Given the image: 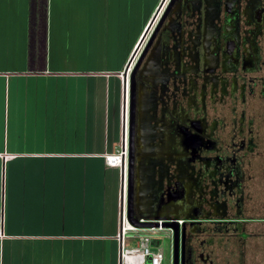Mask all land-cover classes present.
Segmentation results:
<instances>
[{
	"label": "crops",
	"instance_id": "obj_1",
	"mask_svg": "<svg viewBox=\"0 0 264 264\" xmlns=\"http://www.w3.org/2000/svg\"><path fill=\"white\" fill-rule=\"evenodd\" d=\"M185 1L0 0V264H119L125 168L105 154L135 49Z\"/></svg>",
	"mask_w": 264,
	"mask_h": 264
},
{
	"label": "flooded vegetation",
	"instance_id": "obj_2",
	"mask_svg": "<svg viewBox=\"0 0 264 264\" xmlns=\"http://www.w3.org/2000/svg\"><path fill=\"white\" fill-rule=\"evenodd\" d=\"M175 13L134 68L135 214L178 223L179 264H246L264 237V0Z\"/></svg>",
	"mask_w": 264,
	"mask_h": 264
},
{
	"label": "built area",
	"instance_id": "obj_3",
	"mask_svg": "<svg viewBox=\"0 0 264 264\" xmlns=\"http://www.w3.org/2000/svg\"><path fill=\"white\" fill-rule=\"evenodd\" d=\"M133 60L131 61L128 71L129 76L131 75L137 60H135V55L133 54ZM124 109L125 111V139L124 145L122 148H119L113 153L105 154L106 162L109 166L112 167H125V182H124V191H123V205H122V223L121 230L118 234V242L120 245L119 251V264H163L164 254L160 250H155L152 245L154 239L150 235H143L139 237L138 242L135 246L128 247L125 245V237L128 231L134 230H161L163 227L159 228H147V229H138L134 226L130 228V223L127 219V190H128V157H129V111H130V84L126 86V90L124 91ZM124 115V114H123ZM171 221H175L174 219H170ZM162 222V221H161ZM179 223H182V220H179ZM171 232L172 237L174 236V231L172 229H168ZM3 234L0 232V237Z\"/></svg>",
	"mask_w": 264,
	"mask_h": 264
},
{
	"label": "water",
	"instance_id": "obj_4",
	"mask_svg": "<svg viewBox=\"0 0 264 264\" xmlns=\"http://www.w3.org/2000/svg\"><path fill=\"white\" fill-rule=\"evenodd\" d=\"M136 68V67H135ZM137 69V68H136ZM136 81L135 70L130 75V111H129V157H128V190H127V219L129 223L138 229L159 228L172 229L174 231V264H179V240L180 228L177 222L169 217L156 215L152 218L137 217L135 214L134 183H135V110H136ZM125 168V167H124ZM125 179V169L123 180ZM125 181V180H124ZM162 221V222H161Z\"/></svg>",
	"mask_w": 264,
	"mask_h": 264
},
{
	"label": "rangeland",
	"instance_id": "obj_5",
	"mask_svg": "<svg viewBox=\"0 0 264 264\" xmlns=\"http://www.w3.org/2000/svg\"><path fill=\"white\" fill-rule=\"evenodd\" d=\"M148 40H145L141 43L140 47L135 49V60L138 61L141 53L143 52V46L146 45ZM250 232H260L261 229L258 228L256 223H252L249 227ZM143 235H150L153 239L157 240L156 245H152L155 250H160L164 254L163 264H173V255H172V235L168 229L161 230H134L128 231L126 233V246L131 247L136 244V241L139 237ZM263 237V236H262ZM257 241L263 243L256 244ZM230 251V250H229ZM218 254H223L221 249H216ZM246 264H264V237L257 239H251L248 248L245 253Z\"/></svg>",
	"mask_w": 264,
	"mask_h": 264
},
{
	"label": "trees",
	"instance_id": "obj_6",
	"mask_svg": "<svg viewBox=\"0 0 264 264\" xmlns=\"http://www.w3.org/2000/svg\"><path fill=\"white\" fill-rule=\"evenodd\" d=\"M139 71H137V73L135 74V81H136V86H137V88H139L138 87V85H140V88L142 87V78H140V76H139ZM136 88V89H137ZM137 91V90H136ZM136 97H137V95H136ZM143 102V101H142ZM136 105H137V101H136ZM141 106V105H140ZM135 113H136V110H135ZM141 113H142V111H141ZM141 113H140V115H141ZM143 117V115H141V117L140 118H142ZM137 217H144V218H152V217H145V216H143V214H141V213H138L137 214Z\"/></svg>",
	"mask_w": 264,
	"mask_h": 264
},
{
	"label": "bare ground",
	"instance_id": "obj_7",
	"mask_svg": "<svg viewBox=\"0 0 264 264\" xmlns=\"http://www.w3.org/2000/svg\"><path fill=\"white\" fill-rule=\"evenodd\" d=\"M130 228L132 229L133 227L131 226V224H130Z\"/></svg>",
	"mask_w": 264,
	"mask_h": 264
}]
</instances>
